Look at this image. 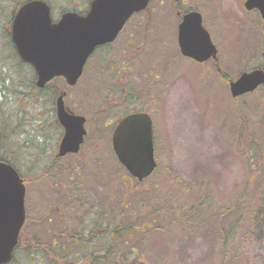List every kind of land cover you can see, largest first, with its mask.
Wrapping results in <instances>:
<instances>
[{
	"label": "rangeland",
	"instance_id": "1",
	"mask_svg": "<svg viewBox=\"0 0 264 264\" xmlns=\"http://www.w3.org/2000/svg\"><path fill=\"white\" fill-rule=\"evenodd\" d=\"M46 1L52 5L55 19L71 10L65 0ZM22 2L0 3V61L4 63L3 57L12 55V16ZM245 2H177L182 12L202 13L204 26L219 49V66L228 78L264 64L262 21L257 11L245 8ZM148 10L153 12L151 16L140 13L134 22L139 26L138 32L143 33L136 43L142 47L138 61L147 64L160 57L165 63L164 73L153 79L145 69L140 72L137 86L144 97L142 107L150 108L155 120L158 168L144 181L125 178L126 171L109 144L114 129L103 128L107 113L92 114L102 107L108 84L99 80L97 86L87 70L70 89L72 98L68 102L89 117L88 128L99 127L90 130L80 155L62 162L56 160L52 174L42 184L50 200L48 205L54 207L58 199L55 193L62 190L61 182L69 180V175L60 171L79 167L84 195L93 198L94 204L99 202L103 211L110 209L112 219L118 215L113 212L117 205L115 191L126 188L132 202L128 211L136 213L142 208L144 212H156L152 217L156 219L154 226L145 229L140 240L138 256L144 264H264V86L234 99L212 61L198 64L181 56L180 16L175 11V0H153ZM125 41L122 37L115 45V56L130 49ZM6 70L9 74L14 72L10 62ZM136 83L131 85L133 89ZM60 88L66 89L65 82L56 79L47 89L42 104L38 96L19 100L13 88L10 91L13 103L0 111V132L6 130L4 127H12L7 142L0 143L1 153L11 157L22 173L46 170L55 160L60 145L56 113V90ZM151 90L158 100L156 106L149 96ZM139 104L132 100L128 109H136ZM6 120L10 125L5 126ZM99 142L102 145L95 148ZM38 192L40 203L41 191ZM46 207L47 204H39L33 217L46 218ZM79 211L81 219L94 218L82 206ZM49 216L53 219L50 224L57 225L60 221L57 209H52ZM31 244L33 250L35 246L45 249L52 241ZM25 248L17 256L18 264L29 263ZM48 260L60 264V253H50Z\"/></svg>",
	"mask_w": 264,
	"mask_h": 264
},
{
	"label": "water",
	"instance_id": "2",
	"mask_svg": "<svg viewBox=\"0 0 264 264\" xmlns=\"http://www.w3.org/2000/svg\"><path fill=\"white\" fill-rule=\"evenodd\" d=\"M151 1L92 0L87 14L68 11L53 22L50 6L43 0H31L15 16L12 39L22 60L35 68L39 87L58 76L76 85L96 47L113 42L130 17L145 10ZM245 7L259 9L264 20V0H247ZM179 45L184 56L198 62L217 57V47L197 11L184 15L179 25ZM263 84L264 67H260L232 80L230 89L233 97H238ZM57 116L65 127L58 156L79 152L87 134L86 118L69 114L63 95L57 99ZM113 145L120 162L134 177L143 180L156 169L153 122L147 113L125 117L114 132ZM24 197L25 186L18 171L0 162V264L13 258L25 219Z\"/></svg>",
	"mask_w": 264,
	"mask_h": 264
},
{
	"label": "flooded vegetation",
	"instance_id": "3",
	"mask_svg": "<svg viewBox=\"0 0 264 264\" xmlns=\"http://www.w3.org/2000/svg\"><path fill=\"white\" fill-rule=\"evenodd\" d=\"M175 11L178 16H182L179 9ZM16 13L17 10L12 16L11 29ZM140 13H148L151 16L153 12L146 10ZM136 15L128 20L115 41L96 48L84 68L83 77L85 76L86 71L90 70L93 81L97 86H100L99 80H106L108 84V87L104 89L106 95L104 97V102L101 103L102 107L97 108L98 110L92 113L93 115L99 114L103 111L107 113L108 116L102 122L105 126L103 128H111L115 130L118 123L124 117L133 113H148L153 120V127L155 126V120L151 112L152 110L145 106L142 107L144 97L138 93L139 87L137 85L141 80L140 72L145 69H147L146 71H148V74L152 76V78L154 77L158 79L159 74L160 76H163L165 63L164 61H160V57H157L154 61L147 64L138 61L142 47L136 46V43L140 42L143 33L138 32L139 26L134 23ZM54 20L56 21L57 19ZM122 37L126 39L125 43L130 49L122 50L118 57L114 54V47ZM10 45L11 57H3L5 63L0 61L1 112L4 109L10 108L13 103L11 100L12 95L10 94V91H13V88H15L14 94L19 100L24 99L25 97L28 100L32 99L33 96H38L41 104L46 98L45 93L48 89V87L41 88L37 85L38 77L33 66L19 57L13 42H10ZM161 49L164 51L163 48ZM162 51L158 52V56L162 54ZM211 61L215 67L218 65L219 58L212 59ZM9 62L14 71L12 74H9L6 70V64ZM217 71L220 73V68H217ZM100 76H102V79H98ZM60 80L65 82L66 89L60 88V90L57 91H60V96L63 95L66 111L71 115H84L82 111L74 108V106L70 105L68 102V99L72 98L70 89L75 86L68 85L64 78L60 77ZM134 82H137L135 84L137 87L134 86L136 89H133L131 86ZM153 91L154 90H151L152 94L150 93L149 96H151V100L154 103V106H156L158 105V100ZM132 100H137L140 104L136 109L129 110L128 108L132 107ZM93 104V107H95L96 103ZM110 113H115V115L109 116ZM84 116L86 117V128L89 134L91 129H97L99 126L94 127L92 125L91 129L88 128V124L90 123L89 117L87 115ZM9 123L10 122L6 120L5 126L10 125ZM59 125L61 144L65 135V128L61 122ZM4 128H6V130L4 129L0 132V143L1 141L7 142V136L9 135L10 137L12 134V127ZM113 133L109 141L112 152L114 151ZM86 139L87 136L85 137V141L82 144L79 153H68L63 157H58L60 162H62L63 159L80 155L85 146ZM155 142L156 137L154 128V147L156 154ZM100 145H102V143L99 142L94 147L97 148ZM2 157L7 158V160L4 161H13L11 157L3 155L0 150V159H2ZM79 169V167H67L66 170L60 171L64 176L68 174L69 180H63L61 182L62 190L61 192L55 193L58 199L57 203L53 204L54 207L48 205L50 200L47 198V194L42 185L52 174L51 171L41 170L40 172H37L30 170L22 173V171L19 170L20 178L25 186V220L20 229L18 239L19 244L13 252V258L9 263L5 264H17L16 259L23 246L26 247L25 251L28 252L26 257V259L29 260L28 264H33L34 259L32 256L34 250L32 249L31 244L33 241H52L60 243V264H113V254L117 253L120 258L127 257L129 255V246H131V252L135 254L138 253V242L139 239H141V235L129 233V223H131V221L139 223V219H121V222L124 225V232L121 234L113 233L112 223L114 220L117 222L118 219H112L110 217V209L108 214L107 210L105 211L106 218L99 217L102 208L99 203L94 204V202H92L93 198L84 195V187H82L79 179L81 174ZM105 175H107V173H105ZM73 176H75V180H72ZM97 190L98 189L93 188V191L97 192ZM38 191H41L39 196L40 203L37 200V194H39ZM39 204H47V207L44 209V212H46L47 215L46 218L41 217L40 219H37L33 217L34 211L38 209ZM81 206L83 211L88 210L87 214H93L95 215V218L81 219L79 211ZM55 208L57 209V212L60 213V221H57V225L50 224L53 219L49 216L52 209L56 211ZM42 213L43 211L41 212V215ZM54 223L56 222L54 221ZM137 230H142V228L137 227ZM1 231L2 230L0 229V232ZM117 262L118 260L116 261V264ZM124 264H126V261Z\"/></svg>",
	"mask_w": 264,
	"mask_h": 264
},
{
	"label": "trees",
	"instance_id": "4",
	"mask_svg": "<svg viewBox=\"0 0 264 264\" xmlns=\"http://www.w3.org/2000/svg\"><path fill=\"white\" fill-rule=\"evenodd\" d=\"M67 3V7L69 9H73L76 11H81L84 10L86 8V6L90 3L91 0H65ZM1 3V0H0ZM263 42H264V26H263ZM51 87V85H49V88ZM0 160H7V158L2 157V159ZM51 169V167H49V170ZM129 187V186H127ZM127 190H119V191H115V196H116V201L115 203H117V205H114L113 207V212L118 213V215H116L115 219H118V222H113L112 224V232L113 233H123V227L124 225L122 224V222L120 221L121 219H123L122 217L130 218L133 220L139 219V221L142 220L141 223H137V222H132L129 223V233H134V234H142L145 232V229L148 230L149 228H152L154 226V223L156 222L155 220H152V217L156 215V212L153 211H146L144 212L143 209H139L136 213H133L132 211H128L129 207L132 206V202H130L129 200V189L126 188ZM144 213H145V217H144ZM148 214H153V215H149ZM104 216L106 217V214L104 213ZM115 217V216H114ZM124 217V218H125ZM145 219V220H144ZM137 227L142 228V230H137ZM147 232V231H146ZM51 250V249H50ZM50 250L48 248H40V247H35L34 253L32 258L38 261L37 264H58V262L55 260L54 263H51L48 259L50 258ZM60 253V248L54 250V253ZM42 254L46 255V257H42ZM114 258V256H113ZM142 257L139 256H128L127 258H121L118 260L117 264H124L125 261L128 262V264H144L143 260L141 259ZM44 260H46L47 262L44 263ZM16 263H17V259H16ZM18 264V263H17ZM33 264H35L33 262ZM113 264H116V262H114Z\"/></svg>",
	"mask_w": 264,
	"mask_h": 264
}]
</instances>
